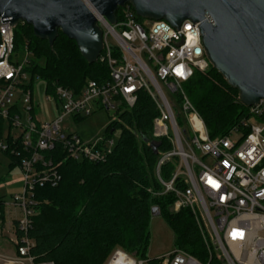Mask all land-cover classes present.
Instances as JSON below:
<instances>
[{"label":"built area","instance_id":"built-area-1","mask_svg":"<svg viewBox=\"0 0 264 264\" xmlns=\"http://www.w3.org/2000/svg\"><path fill=\"white\" fill-rule=\"evenodd\" d=\"M84 1L103 31L98 60L107 65L108 76L88 80L79 92L56 86L47 95L54 114L44 120L34 114L33 85L41 79L32 83L33 55L27 48L22 56L21 50L16 52V26L0 20V117L4 127L9 123L8 127L20 129L0 138V152L20 160L23 189L13 195L11 204L18 212L16 233L22 235L15 240L20 257L30 264H55L36 263L30 255L36 189L56 187L62 180L60 163L48 153L59 145L67 158L104 162L121 134L114 130L111 136L87 141L77 132L63 131L64 121L80 120L99 109L113 112L111 122L119 120L120 108H133L144 91L157 109L154 141L165 140L167 145L157 150L159 189L149 191L155 196L171 195L172 213L190 210L208 256L199 258L180 247L154 261L125 253L136 264H212L213 259L223 264H264V100L249 106L248 116L226 134L212 139L184 89L195 71L206 72L212 64L200 23L188 19L177 28L165 20L141 22L127 3L119 8L120 18L113 24ZM174 97L182 103L179 111ZM3 214L0 209V223Z\"/></svg>","mask_w":264,"mask_h":264},{"label":"trees","instance_id":"trees-1","mask_svg":"<svg viewBox=\"0 0 264 264\" xmlns=\"http://www.w3.org/2000/svg\"><path fill=\"white\" fill-rule=\"evenodd\" d=\"M120 11L116 13L118 19ZM144 19L137 16L138 21ZM14 31L16 52L27 48L33 55L29 68L32 83L39 77L45 82L48 93H54L58 85L79 92L88 80L101 81L108 76L105 63L100 60L90 63L77 43L61 30L53 45L36 37L33 27L24 21ZM184 89L204 119L212 139L223 136L248 116L249 108L242 103L240 91L212 64L206 72L195 71ZM156 115L154 102L141 91L135 106L123 105L119 120L108 126L106 136H111L114 130H121V134L106 161L92 163L67 158L59 145L48 153L54 154L60 163L62 180L56 187L36 189L37 213L29 231L34 240L30 255L36 263L104 264L117 249L148 259L146 251L154 208L160 210L173 230L177 247L199 258L208 256L190 210L172 213L171 195L155 196L149 191L159 189L155 178L157 153L150 145L155 142L153 120ZM8 128L10 131L11 127ZM4 129L0 117V138L4 137ZM157 144L161 145V150L167 148L165 140ZM7 155L11 167L19 166V158ZM4 205L0 199L2 211ZM17 233L20 238L22 235ZM212 264L223 263L213 259Z\"/></svg>","mask_w":264,"mask_h":264},{"label":"water","instance_id":"water-1","mask_svg":"<svg viewBox=\"0 0 264 264\" xmlns=\"http://www.w3.org/2000/svg\"><path fill=\"white\" fill-rule=\"evenodd\" d=\"M88 1L113 24L127 3L139 17L165 20L177 28L188 19L200 23L212 65L240 91L242 103L249 107L264 100V0ZM0 20L15 26L24 21L50 45L61 30L90 63L97 62L103 50V31L84 0H0ZM150 145L157 153L159 144Z\"/></svg>","mask_w":264,"mask_h":264},{"label":"rangeland","instance_id":"rangeland-1","mask_svg":"<svg viewBox=\"0 0 264 264\" xmlns=\"http://www.w3.org/2000/svg\"><path fill=\"white\" fill-rule=\"evenodd\" d=\"M23 53L24 49L21 50V56ZM47 95L48 92L45 87V82L42 80L35 81L33 85V105L34 114L39 118V120L48 119L53 116L52 114H54L53 109L55 106L52 102L47 100ZM172 95L176 96L175 94ZM173 100L177 106L176 110L179 111L182 108V103L179 102L175 97ZM112 114V111L99 109L91 116L83 117L77 121L73 120V118H68L62 124L63 131L68 133L74 131L87 141H95L107 135V128L111 123ZM6 124L7 126L4 129V137H7L9 134V123ZM11 130L12 134L14 135L20 133V129L11 128ZM118 135L119 131L115 133L114 137L118 138ZM10 162V157L5 153L0 152V199H2L5 204L10 203L12 201L13 195L21 193L23 189L22 171L18 165L11 167ZM16 213L18 212L15 211L13 207L6 206V230L9 229V225L14 218V215L16 216ZM1 230L2 228L0 226V231ZM13 247L14 246H12V248ZM175 247H177L176 236L166 219L161 214L153 215L150 222V240L146 251V257L149 259L158 258ZM118 250L121 249L114 251V253L108 257L104 264H109ZM135 259L138 260L139 257H135Z\"/></svg>","mask_w":264,"mask_h":264},{"label":"crops","instance_id":"crops-1","mask_svg":"<svg viewBox=\"0 0 264 264\" xmlns=\"http://www.w3.org/2000/svg\"><path fill=\"white\" fill-rule=\"evenodd\" d=\"M11 204L12 201L4 205V211H3L4 217L2 219V222L0 223V226L2 228V230L0 231V264H30L28 260L20 257L17 251V247L15 243L17 237L16 225H15L17 213L16 216L14 215V218L12 219L9 225V229L6 230L7 220L5 216V208L6 206H11ZM12 246H14L13 247L14 249L12 248Z\"/></svg>","mask_w":264,"mask_h":264},{"label":"bare ground","instance_id":"bare-ground-1","mask_svg":"<svg viewBox=\"0 0 264 264\" xmlns=\"http://www.w3.org/2000/svg\"><path fill=\"white\" fill-rule=\"evenodd\" d=\"M109 264H136V262L122 251H118Z\"/></svg>","mask_w":264,"mask_h":264}]
</instances>
